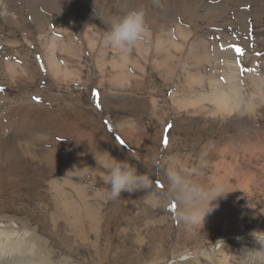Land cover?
Here are the masks:
<instances>
[{"label":"rangeland","instance_id":"1","mask_svg":"<svg viewBox=\"0 0 264 264\" xmlns=\"http://www.w3.org/2000/svg\"><path fill=\"white\" fill-rule=\"evenodd\" d=\"M138 10L149 33L125 56L105 36ZM234 72L239 104L218 97ZM0 88V264H240L259 247L264 1L0 0ZM158 157L229 192L194 230ZM114 159L152 189L113 198Z\"/></svg>","mask_w":264,"mask_h":264},{"label":"clouds","instance_id":"2","mask_svg":"<svg viewBox=\"0 0 264 264\" xmlns=\"http://www.w3.org/2000/svg\"><path fill=\"white\" fill-rule=\"evenodd\" d=\"M148 33L145 12L132 11L112 25L105 36V43L119 49L126 56L144 42ZM114 160L115 163L108 170L109 191L113 198H120L123 192L151 190L153 175L159 173L166 177V195L179 206L177 216L188 229L194 230L196 226L204 224L206 218L218 207L212 202L229 193L221 186L209 188L195 178L199 175L195 169L173 166L166 163L163 157L157 158L153 175L139 173L138 168L129 160ZM205 166V162L201 161L199 167ZM250 235L259 247L244 246L239 252L240 264H264V231H254Z\"/></svg>","mask_w":264,"mask_h":264},{"label":"bare ground","instance_id":"3","mask_svg":"<svg viewBox=\"0 0 264 264\" xmlns=\"http://www.w3.org/2000/svg\"><path fill=\"white\" fill-rule=\"evenodd\" d=\"M253 2H258V1H260V0H252ZM261 1H264V0H261ZM133 2V1H132ZM149 1H147V3H148ZM142 3H143V1H142ZM134 3H132V5H133ZM146 4V3H145ZM126 5V4H125ZM128 5V4H127ZM134 5H136L137 6V4L135 3ZM144 5V4H143ZM129 6V5H128ZM139 6V5H138ZM147 6V5H146ZM180 6V5H179ZM184 6V5H183ZM131 7V6H130ZM129 7V8H130ZM140 7H141V5H140ZM143 7V6H142ZM181 7V6H180ZM134 8H135V6H134ZM179 8V7H178ZM184 8V7H183ZM131 9V8H130ZM180 9V8H179ZM112 10V9H111ZM125 10H127V8H125ZM144 11V10H143ZM182 11H183V9H182ZM164 14H166V13H164ZM20 20V19H19ZM183 36V35H182ZM176 45V44H175ZM180 45V44H179ZM178 46V45H177ZM236 91H238V89H237V87L236 86H234L233 88H231V89H229L228 91H226L225 90V92L223 91V92H220L219 94H218V97L221 99H223L225 102H227L228 100H235L238 104L239 103H241L242 101H243V99H241L240 98V96L238 95V93H236ZM239 94H241L242 95V93H240L239 92ZM231 239H237V238H231ZM208 253H206L205 255L208 257V259H211V257L209 256V255H207Z\"/></svg>","mask_w":264,"mask_h":264},{"label":"snow or ice","instance_id":"4","mask_svg":"<svg viewBox=\"0 0 264 264\" xmlns=\"http://www.w3.org/2000/svg\"><path fill=\"white\" fill-rule=\"evenodd\" d=\"M236 51H237L239 54H241V55L243 54V49L236 48ZM0 91H4V89H3V88H0ZM97 95H98V94H97ZM169 127H170V126H169ZM120 143L123 144L124 141L121 140ZM168 144H169V140H168L167 138H165V139H164V146L167 147ZM157 186H158V187H163L162 184H158ZM173 210H174V208H173Z\"/></svg>","mask_w":264,"mask_h":264},{"label":"crops","instance_id":"5","mask_svg":"<svg viewBox=\"0 0 264 264\" xmlns=\"http://www.w3.org/2000/svg\"><path fill=\"white\" fill-rule=\"evenodd\" d=\"M259 2H263V1L260 0V1L256 2V3H259ZM236 77H237V74L234 72V73L229 77V79H230L231 83H233V87L236 86L237 89L240 90L239 86H237L236 83H235V82H238V80H237ZM233 87H232V88H233Z\"/></svg>","mask_w":264,"mask_h":264}]
</instances>
